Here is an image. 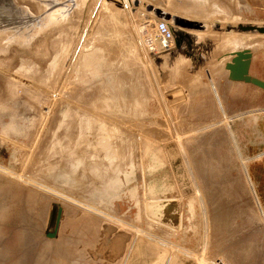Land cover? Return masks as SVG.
Segmentation results:
<instances>
[{
  "label": "rangeland",
  "instance_id": "rangeland-1",
  "mask_svg": "<svg viewBox=\"0 0 264 264\" xmlns=\"http://www.w3.org/2000/svg\"><path fill=\"white\" fill-rule=\"evenodd\" d=\"M133 1L15 0L0 24V264H264V90L224 56L264 80V34L224 30L264 7ZM148 7L207 29L169 19L163 50Z\"/></svg>",
  "mask_w": 264,
  "mask_h": 264
},
{
  "label": "water",
  "instance_id": "water-1",
  "mask_svg": "<svg viewBox=\"0 0 264 264\" xmlns=\"http://www.w3.org/2000/svg\"><path fill=\"white\" fill-rule=\"evenodd\" d=\"M14 3L15 0H0V24L5 23L8 18L12 17L15 14ZM133 4L138 5L139 1L134 0ZM148 9H153L155 15L164 19L165 22H167L169 19H173L174 23L178 26V28H191L198 30L207 29V25L202 22L190 21L184 18L173 17L171 14L166 13L159 8L148 7ZM47 16H49V14H47ZM212 28L213 30H223L221 24L219 23H214ZM224 30L226 32L234 31L238 33L264 34V23L256 24L253 22H239L236 25L228 23ZM224 56H231V60L226 62L225 64L226 70L229 71L228 78L230 80L253 84L264 90V80L257 78L251 75L250 73V67L253 58V53L250 48L234 50L229 53H226ZM55 212L57 213L55 229L52 232L47 233V236L50 238H58L59 236L63 209L61 207H56Z\"/></svg>",
  "mask_w": 264,
  "mask_h": 264
},
{
  "label": "built area",
  "instance_id": "built-area-1",
  "mask_svg": "<svg viewBox=\"0 0 264 264\" xmlns=\"http://www.w3.org/2000/svg\"><path fill=\"white\" fill-rule=\"evenodd\" d=\"M155 37L156 39H151L150 41L155 46V42L158 45L159 48L165 49L173 44L174 34L173 29L170 27V25L163 21L159 20L155 24ZM147 39L149 36L147 35Z\"/></svg>",
  "mask_w": 264,
  "mask_h": 264
},
{
  "label": "crops",
  "instance_id": "crops-1",
  "mask_svg": "<svg viewBox=\"0 0 264 264\" xmlns=\"http://www.w3.org/2000/svg\"><path fill=\"white\" fill-rule=\"evenodd\" d=\"M236 1H239V0H236ZM244 2H247L249 6H254V7H264V0H243ZM251 1L254 3H251ZM227 6H229L230 4H226ZM238 6L239 5H242V4H237ZM230 6H235V3L234 4H231Z\"/></svg>",
  "mask_w": 264,
  "mask_h": 264
},
{
  "label": "bare ground",
  "instance_id": "bare-ground-1",
  "mask_svg": "<svg viewBox=\"0 0 264 264\" xmlns=\"http://www.w3.org/2000/svg\"><path fill=\"white\" fill-rule=\"evenodd\" d=\"M19 1V0H18ZM37 2V1H36ZM130 2H131V0H130ZM28 3H30V2H28ZM30 5H31V3H30ZM33 5V4H32ZM33 11H35V10H33ZM37 11V10H36ZM35 11V12H36ZM7 23V22H6ZM34 24V23H33ZM15 25V24H14ZM35 25V24H34ZM23 29V28H22ZM173 29V28H172ZM180 29H182V28H180ZM38 32V31H37ZM31 38V37H30ZM28 41V40H27ZM30 41V40H29ZM1 42V41H0Z\"/></svg>",
  "mask_w": 264,
  "mask_h": 264
}]
</instances>
